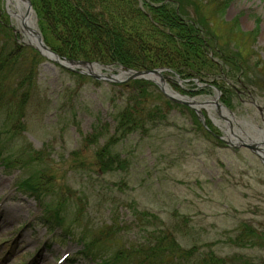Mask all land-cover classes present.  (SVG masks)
<instances>
[{"label": "rangeland", "instance_id": "374dc122", "mask_svg": "<svg viewBox=\"0 0 264 264\" xmlns=\"http://www.w3.org/2000/svg\"><path fill=\"white\" fill-rule=\"evenodd\" d=\"M178 1L172 6L202 29L208 59L219 61L222 71L197 84L165 75L167 84L204 104L217 96L205 85L222 78L220 105L238 121L246 111L260 114L248 95L264 107V0ZM7 9L0 0V19L15 42L6 41L0 28V51L14 44L25 51L0 86L15 89L11 100L18 103L28 89L21 88L19 72L32 67L33 54ZM42 58L20 125L0 109V264L107 263L125 248L154 246L164 235L185 251L214 253L228 264H264V165L250 150L216 138L224 137L226 121L213 103L200 108L206 127L179 105L165 110L164 120L107 145L113 134L106 132L112 129L111 103L124 92ZM150 91L155 94L149 110L166 109L164 97ZM98 119L102 137L94 135L101 128ZM250 128L241 124L244 131ZM106 146L115 158L105 172L98 153ZM33 173L43 178L40 201L18 187ZM58 216L60 223L53 220ZM251 231L259 237L251 239ZM94 237L99 242L90 250L85 244Z\"/></svg>", "mask_w": 264, "mask_h": 264}, {"label": "trees", "instance_id": "16d2710c", "mask_svg": "<svg viewBox=\"0 0 264 264\" xmlns=\"http://www.w3.org/2000/svg\"><path fill=\"white\" fill-rule=\"evenodd\" d=\"M166 1L31 0L46 45L62 59L137 71L167 69L181 80H189L192 83L193 79L204 80L219 76L222 64L212 58L208 59L210 46L202 35V29L194 25L193 20L185 19L186 14L172 6L179 1ZM0 28L6 41L15 42V36L2 18ZM13 47L6 49L2 46L0 51V84L13 72V62L25 51L23 47H16L15 44ZM28 50L33 54V65L29 70L19 72L22 74L21 88L28 87L26 91L25 88L22 89V99L15 103L11 99L14 97L12 94L17 91L14 89L8 92V89L0 86V109H6L7 115L18 125L24 118L22 114L29 90L36 80L37 64L43 59L36 50ZM71 74L86 79L85 76ZM221 79L214 80L212 84L223 91V87L217 84ZM221 81L224 82L223 79ZM113 87L122 90L124 96L111 103L114 105L112 122L109 124L112 129L106 132L113 134L107 145L114 146L137 134L138 130L147 129V124L164 120L165 110L179 106L166 99L159 88L148 81L134 80ZM150 88L164 97L166 109L156 105L149 110V105H152L150 101L155 94ZM187 109L192 117L194 115L197 118L191 109ZM97 121L101 128L100 131H97L99 127L95 128L94 135L102 137L105 133V128L101 125L103 121ZM111 146H106L98 153L101 169L105 172L112 170L115 158L109 156ZM39 174L33 173L29 178H22L19 184L21 191L37 198L38 201L41 200L40 181L43 180ZM53 218L56 223L62 221L59 216ZM251 233V239L259 237L254 235L253 231ZM108 235L107 233V237ZM163 237L155 239L154 246L148 244L149 246L125 248L114 255L113 259L101 264H228L225 259L217 257L214 253L204 256L196 249L185 251L174 239H169L171 236ZM95 240L99 242L98 238L94 237L93 242L85 244L86 248L93 249ZM247 242L253 246L256 244L255 241Z\"/></svg>", "mask_w": 264, "mask_h": 264}, {"label": "water", "instance_id": "95a60500", "mask_svg": "<svg viewBox=\"0 0 264 264\" xmlns=\"http://www.w3.org/2000/svg\"><path fill=\"white\" fill-rule=\"evenodd\" d=\"M24 3L26 16L33 14L35 16V12L33 10V6L31 0H21ZM6 5L8 3L6 2ZM10 16H12L10 14ZM23 18L21 20V26L28 32L26 34V38L28 40V45L38 51L44 58L52 61L53 63L58 64L64 69L76 72L81 75L90 76L96 80L105 81L108 83H125L132 80H146L155 83L161 92L172 102L177 104H182L188 106L196 111V113L201 117L203 123H205V118L203 113L200 111V108L204 107V105L209 102L213 103L218 110L219 115L225 121H227L230 125L231 121H235L234 115L223 105L218 103L219 92H217V96L213 101H207L206 103H198L193 98H189L183 96L181 94L176 93L167 85L163 72L165 70H153V71H135V70H125L123 68H119L116 70L118 74H107L103 71H112L113 69L110 67H103L97 63H89L84 61H73L61 59L60 56L52 51L44 42L41 32L38 30L37 20L33 22V28H29L26 25V20ZM33 38L32 41L30 40ZM223 111V112H222ZM224 114V115H223ZM230 115L231 117H228ZM227 116V117H226ZM217 124H219L217 122ZM243 136L247 138H243ZM255 138V139H254ZM226 143L233 148H246L254 153L261 162L264 164V138L263 137H252L250 132L244 131H233L230 130L226 132Z\"/></svg>", "mask_w": 264, "mask_h": 264}, {"label": "bare ground", "instance_id": "6f19581e", "mask_svg": "<svg viewBox=\"0 0 264 264\" xmlns=\"http://www.w3.org/2000/svg\"><path fill=\"white\" fill-rule=\"evenodd\" d=\"M7 3H8L7 8H8L9 13L12 15V17L16 18V20L19 23V26H21V20L23 18H25V15H26L24 3L21 0H7ZM25 20H26L27 27H29V28L34 27L33 26V22H34L33 14L28 15V17L26 16ZM21 28H22L21 29V31H22L24 28L22 26H21ZM23 31H24L25 35L28 33L25 29ZM32 39L33 38L31 37L30 40L32 41ZM257 135L259 136V134H257ZM243 138H247V137L243 136ZM259 138H260V136H259Z\"/></svg>", "mask_w": 264, "mask_h": 264}, {"label": "flooded vegetation", "instance_id": "af4514ba", "mask_svg": "<svg viewBox=\"0 0 264 264\" xmlns=\"http://www.w3.org/2000/svg\"><path fill=\"white\" fill-rule=\"evenodd\" d=\"M238 95L239 97H241V92H238ZM249 97V102H252V96L249 94L248 95ZM247 114H246V118L249 122H251L252 124L256 125L257 127L259 128H263L264 127V113L261 112L260 114H257V113H254V112H249V111H246Z\"/></svg>", "mask_w": 264, "mask_h": 264}]
</instances>
